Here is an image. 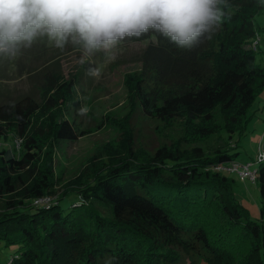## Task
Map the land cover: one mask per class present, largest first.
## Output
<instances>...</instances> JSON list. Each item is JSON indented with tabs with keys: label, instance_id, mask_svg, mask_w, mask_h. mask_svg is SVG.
Wrapping results in <instances>:
<instances>
[{
	"label": "trees",
	"instance_id": "obj_1",
	"mask_svg": "<svg viewBox=\"0 0 264 264\" xmlns=\"http://www.w3.org/2000/svg\"><path fill=\"white\" fill-rule=\"evenodd\" d=\"M217 7L218 26L191 49L154 31L117 41L145 43L140 68L124 77L130 102L146 117L182 121L179 139L202 131L188 146L148 155L123 132L60 187L56 145L78 138L63 115L73 82L54 77L40 101L0 103V140L13 142L0 149V242L16 246L6 264H179L191 253L207 264H264V140L257 221L222 173L240 164L235 150L264 89L250 44L264 0Z\"/></svg>",
	"mask_w": 264,
	"mask_h": 264
},
{
	"label": "rangeland",
	"instance_id": "obj_2",
	"mask_svg": "<svg viewBox=\"0 0 264 264\" xmlns=\"http://www.w3.org/2000/svg\"><path fill=\"white\" fill-rule=\"evenodd\" d=\"M255 24L257 33L250 44L252 48L256 47V59L264 66V15L255 17ZM144 47L145 43L141 41L116 42L107 47L88 49L73 34L64 42L61 50L55 46L54 41L49 42L45 33L18 57L0 58V103L17 100L26 94L40 101L47 81L54 77L58 81L73 82L71 99L65 103L63 115L72 123L78 138L74 142L61 141L56 145L53 171L58 186L76 175L87 159L98 153L100 147L118 145L123 132L129 134L136 149L148 155L160 146L169 147L179 140L181 146H188L201 135L202 131H197L188 134L186 141L179 139L182 121L169 124L146 117L137 104L130 102L124 77L140 68ZM81 60L84 61L83 64ZM89 67L98 68L100 75H88ZM84 107L88 112L86 115H79V109ZM250 112L252 118L235 150L238 151L236 161L240 162L237 166L240 170L224 169L222 173L234 180L232 191L235 199L247 209L249 219L257 221L261 205L259 191L254 178H251L253 182L249 177H242L241 171L244 164L250 173L258 165L255 160L262 150L261 141L264 140V89ZM237 140L238 136L235 135L232 141ZM12 143L0 140V149L7 148ZM15 248L16 246L4 247L0 242V264H6ZM179 264L207 263L191 253Z\"/></svg>",
	"mask_w": 264,
	"mask_h": 264
},
{
	"label": "clouds",
	"instance_id": "obj_3",
	"mask_svg": "<svg viewBox=\"0 0 264 264\" xmlns=\"http://www.w3.org/2000/svg\"><path fill=\"white\" fill-rule=\"evenodd\" d=\"M220 0H0V58L14 59L47 34L63 50L75 34L88 49L159 33L191 49L218 26ZM83 64L84 61L81 60ZM98 77L100 70L89 67ZM86 107L79 115H86Z\"/></svg>",
	"mask_w": 264,
	"mask_h": 264
},
{
	"label": "built area",
	"instance_id": "obj_4",
	"mask_svg": "<svg viewBox=\"0 0 264 264\" xmlns=\"http://www.w3.org/2000/svg\"><path fill=\"white\" fill-rule=\"evenodd\" d=\"M261 149H262V147H261ZM262 150L258 153V155H261L262 154ZM248 166H250L249 164H247ZM237 166H239V164L237 165V164H233L230 168H225L226 170H229V171H232V170H237V169H239L240 170V167L238 168ZM224 170V169H223ZM249 170H248V167L244 164V167H243V169H242V171H241V176L242 177H249L250 179L252 178H254L255 179V174H254V171L252 170V173H250V172H248ZM251 179V180H252ZM253 181V180H252ZM43 200H38V201H35L34 203H41Z\"/></svg>",
	"mask_w": 264,
	"mask_h": 264
}]
</instances>
